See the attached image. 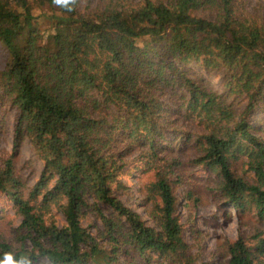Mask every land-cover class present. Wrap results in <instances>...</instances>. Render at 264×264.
<instances>
[{
    "label": "trees",
    "instance_id": "1",
    "mask_svg": "<svg viewBox=\"0 0 264 264\" xmlns=\"http://www.w3.org/2000/svg\"><path fill=\"white\" fill-rule=\"evenodd\" d=\"M207 8L214 19L197 14ZM36 9L51 11V29ZM188 65L221 71L225 94L189 77ZM169 88L183 91L179 109L208 130L195 136L193 163L215 173L222 200L264 221V138L247 119L264 106V25L236 0H0V89L19 110L17 146L28 139L44 164L31 187L11 157L0 160V194L21 217L12 244L0 235V260L196 264L172 182L180 162L160 153L176 124ZM230 97L247 101L239 116ZM122 137L154 172L146 196L155 227L116 195L128 163ZM53 208L64 225L50 221ZM89 213L97 233L82 225ZM226 252L228 264H264V234L239 236Z\"/></svg>",
    "mask_w": 264,
    "mask_h": 264
},
{
    "label": "rangeland",
    "instance_id": "2",
    "mask_svg": "<svg viewBox=\"0 0 264 264\" xmlns=\"http://www.w3.org/2000/svg\"><path fill=\"white\" fill-rule=\"evenodd\" d=\"M236 3L242 13L254 17L264 25V0H236ZM35 12L40 16L41 26L50 28L51 23L48 19L52 15L51 11L36 9ZM197 14L210 20L215 18V11L208 8L201 9ZM51 35L53 31L48 36ZM186 70L189 77L204 82L219 94H225V76L221 71H206L196 65H188ZM181 92L183 91L179 89L172 91L170 88L165 91L163 99L170 107L168 119L169 121L175 119L176 124L172 128L171 125L169 129L167 128L168 142L161 143L160 153L169 158H178L180 162L177 174L172 177V182L178 198L183 237L189 245V252L195 263L228 264L227 242L239 236L250 240L257 231L264 234V221L260 222L257 216L252 214L243 216L236 207L222 200L218 194L219 181L215 173L193 163L200 151L195 136L208 133V130L199 119L186 117L185 111L179 109ZM230 101H235L238 116L245 111L246 100H235L230 97ZM18 114L19 110L0 89V160L11 157L16 174L32 187L40 178L44 164L28 139L17 146L15 133ZM247 119L264 138V106H258L254 112L248 114ZM189 133H195L194 138L188 139ZM123 140L122 137L119 147L128 163L120 177L123 186L120 190L116 189V195L125 205L140 213L147 226L155 227L154 219L150 215L152 205L146 196V186L154 180V172L147 167V157L143 148L137 145L128 154L126 150L130 144ZM236 167H238L237 172L242 174V165H236ZM50 216L53 222L59 225L65 224L64 216L57 208H53ZM20 222L21 217L16 214L14 203L5 194H0V235L2 239L12 244L18 235ZM82 225L91 233H97L103 228L101 222L96 220L92 213L83 215ZM15 246L20 245L15 244ZM45 263L41 262V264ZM151 264H158V262Z\"/></svg>",
    "mask_w": 264,
    "mask_h": 264
},
{
    "label": "clouds",
    "instance_id": "3",
    "mask_svg": "<svg viewBox=\"0 0 264 264\" xmlns=\"http://www.w3.org/2000/svg\"><path fill=\"white\" fill-rule=\"evenodd\" d=\"M72 0H55V3L62 6H67ZM0 264H32L31 260L22 259L20 261H13L11 255H7L4 260H0Z\"/></svg>",
    "mask_w": 264,
    "mask_h": 264
}]
</instances>
